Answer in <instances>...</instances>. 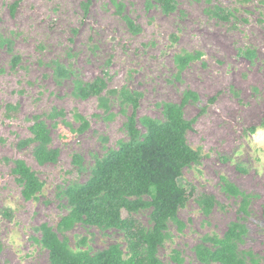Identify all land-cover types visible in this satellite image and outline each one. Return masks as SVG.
Returning <instances> with one entry per match:
<instances>
[{"label":"rangeland","instance_id":"obj_1","mask_svg":"<svg viewBox=\"0 0 264 264\" xmlns=\"http://www.w3.org/2000/svg\"><path fill=\"white\" fill-rule=\"evenodd\" d=\"M172 3L166 10L157 0H0V264H53L40 228L57 231L71 210L68 188L130 140L133 113L144 135V119L165 122V104L187 92L197 97L183 108L186 138L200 158L178 181L195 190L168 221L158 257L222 264L203 262L197 249L217 248L215 239L239 224L244 264H264V0ZM187 54L181 65L177 56ZM97 78L106 83L100 94L78 93ZM39 121L55 161L34 154L31 126ZM19 159L44 183L31 199L12 171ZM203 195L214 197L209 210ZM134 217L151 228V209ZM64 235L74 251L119 244L128 254L117 228L77 222Z\"/></svg>","mask_w":264,"mask_h":264},{"label":"trees","instance_id":"obj_2","mask_svg":"<svg viewBox=\"0 0 264 264\" xmlns=\"http://www.w3.org/2000/svg\"><path fill=\"white\" fill-rule=\"evenodd\" d=\"M157 1L166 10L173 7L172 0ZM191 58V54L177 56L181 65ZM61 73L65 74V71ZM105 84L104 79L97 78L88 85L78 84L77 90L81 96L100 94ZM190 97L196 98V93L187 92L180 103H166L165 122L144 119L148 129L144 135L137 126L136 113H133L128 125L130 140L99 159L86 183L68 188L66 193L71 210L62 217L57 231L47 224H42L40 228L42 243L49 249L53 264H162L157 253L165 242L168 221L178 219L179 208L185 205L195 190L194 187L187 189L178 181L183 168L200 158L186 138L190 123L184 118L183 108ZM31 132L32 140L38 142L34 149L37 160L40 163L55 161L58 150L49 146L51 136L46 123L36 122L31 126ZM75 160L79 164L82 162L78 155ZM12 171L23 185L22 193L26 199H31L42 190L44 183L24 160H17ZM226 186L232 193H240L235 186ZM146 195L150 198L146 199ZM202 201L206 210L215 202L214 197L209 195H203ZM142 209H151V228L134 217V213ZM123 210L127 211V217H123ZM77 222L122 230L128 254L119 244L95 254L87 250L74 251L68 238L65 235L61 237L60 233H65ZM241 228L239 224L232 225L223 239H215L218 245L215 249L199 246V258L203 262L244 264V257L235 242Z\"/></svg>","mask_w":264,"mask_h":264}]
</instances>
